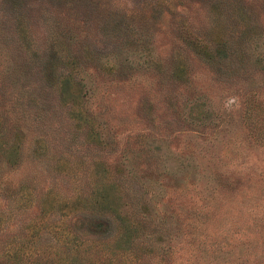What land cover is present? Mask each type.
<instances>
[{
    "label": "rangeland",
    "instance_id": "rangeland-1",
    "mask_svg": "<svg viewBox=\"0 0 264 264\" xmlns=\"http://www.w3.org/2000/svg\"><path fill=\"white\" fill-rule=\"evenodd\" d=\"M0 264H264V0H0Z\"/></svg>",
    "mask_w": 264,
    "mask_h": 264
},
{
    "label": "trees",
    "instance_id": "trees-1",
    "mask_svg": "<svg viewBox=\"0 0 264 264\" xmlns=\"http://www.w3.org/2000/svg\"><path fill=\"white\" fill-rule=\"evenodd\" d=\"M14 152L8 151V156L11 157L10 155H13ZM15 156V154H14ZM132 231L129 229H126L123 227V225L120 226V232L114 235V237H110L111 241H118L120 245H125V247H128L130 243V236H131ZM123 247V248H125Z\"/></svg>",
    "mask_w": 264,
    "mask_h": 264
}]
</instances>
